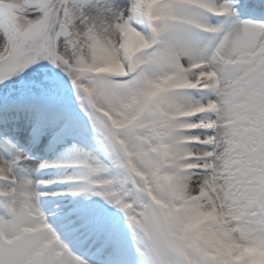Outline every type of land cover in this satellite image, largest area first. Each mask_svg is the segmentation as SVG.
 <instances>
[{
    "label": "snow or ice",
    "instance_id": "snow-or-ice-1",
    "mask_svg": "<svg viewBox=\"0 0 264 264\" xmlns=\"http://www.w3.org/2000/svg\"><path fill=\"white\" fill-rule=\"evenodd\" d=\"M0 264H264V0H0Z\"/></svg>",
    "mask_w": 264,
    "mask_h": 264
}]
</instances>
